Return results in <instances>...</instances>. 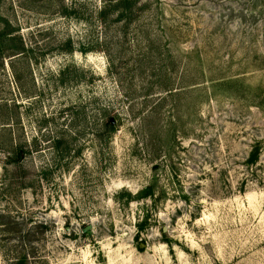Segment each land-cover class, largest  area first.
Wrapping results in <instances>:
<instances>
[{"label": "rangeland", "instance_id": "rangeland-1", "mask_svg": "<svg viewBox=\"0 0 264 264\" xmlns=\"http://www.w3.org/2000/svg\"><path fill=\"white\" fill-rule=\"evenodd\" d=\"M0 264H264V0H0Z\"/></svg>", "mask_w": 264, "mask_h": 264}, {"label": "trees", "instance_id": "trees-1", "mask_svg": "<svg viewBox=\"0 0 264 264\" xmlns=\"http://www.w3.org/2000/svg\"><path fill=\"white\" fill-rule=\"evenodd\" d=\"M109 125V124H108ZM9 151H10V156L13 158H15L17 156V152H16V148L14 146H11L10 142H9ZM21 261V260H20Z\"/></svg>", "mask_w": 264, "mask_h": 264}, {"label": "water", "instance_id": "water-1", "mask_svg": "<svg viewBox=\"0 0 264 264\" xmlns=\"http://www.w3.org/2000/svg\"><path fill=\"white\" fill-rule=\"evenodd\" d=\"M85 230H89V227H87Z\"/></svg>", "mask_w": 264, "mask_h": 264}]
</instances>
